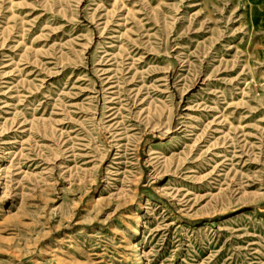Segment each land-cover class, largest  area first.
Masks as SVG:
<instances>
[{"label":"rangeland","instance_id":"374dc122","mask_svg":"<svg viewBox=\"0 0 264 264\" xmlns=\"http://www.w3.org/2000/svg\"><path fill=\"white\" fill-rule=\"evenodd\" d=\"M264 264V0H0V264Z\"/></svg>","mask_w":264,"mask_h":264},{"label":"bare ground","instance_id":"6f19581e","mask_svg":"<svg viewBox=\"0 0 264 264\" xmlns=\"http://www.w3.org/2000/svg\"><path fill=\"white\" fill-rule=\"evenodd\" d=\"M140 264H145L143 261H141V263Z\"/></svg>","mask_w":264,"mask_h":264}]
</instances>
